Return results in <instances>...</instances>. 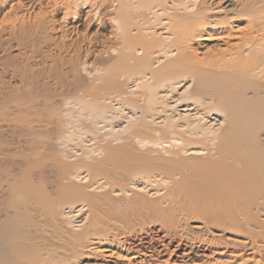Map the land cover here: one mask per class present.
I'll return each mask as SVG.
<instances>
[{"label": "bare ground", "instance_id": "bare-ground-1", "mask_svg": "<svg viewBox=\"0 0 264 264\" xmlns=\"http://www.w3.org/2000/svg\"><path fill=\"white\" fill-rule=\"evenodd\" d=\"M179 250L264 264V0H0V264Z\"/></svg>", "mask_w": 264, "mask_h": 264}, {"label": "rangeland", "instance_id": "rangeland-1", "mask_svg": "<svg viewBox=\"0 0 264 264\" xmlns=\"http://www.w3.org/2000/svg\"><path fill=\"white\" fill-rule=\"evenodd\" d=\"M244 26H245L244 24L238 25L239 28H243ZM177 252H178V254L173 255L172 258L170 259V262H169L170 264H172V263H180L181 262V260H182L181 259L182 251L179 250ZM188 259H190V261H191V260H194L195 258H192V256H189ZM205 261H206V259L205 258H201V257L197 260V262H199L201 264L204 263Z\"/></svg>", "mask_w": 264, "mask_h": 264}]
</instances>
